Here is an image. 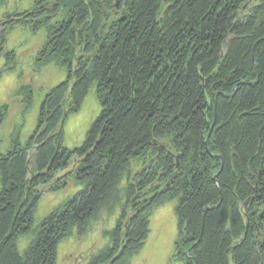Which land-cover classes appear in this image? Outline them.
Masks as SVG:
<instances>
[{
    "label": "trees",
    "instance_id": "1",
    "mask_svg": "<svg viewBox=\"0 0 264 264\" xmlns=\"http://www.w3.org/2000/svg\"><path fill=\"white\" fill-rule=\"evenodd\" d=\"M29 21L49 26L38 62L67 78L25 148L0 154V264H58L74 229L120 206L114 246L92 264H130L172 201L182 264H264V0H39ZM93 86L102 110L70 151L64 124ZM20 92L29 109L31 87ZM70 179L83 190L37 224L40 190Z\"/></svg>",
    "mask_w": 264,
    "mask_h": 264
},
{
    "label": "rangeland",
    "instance_id": "2",
    "mask_svg": "<svg viewBox=\"0 0 264 264\" xmlns=\"http://www.w3.org/2000/svg\"><path fill=\"white\" fill-rule=\"evenodd\" d=\"M37 1L39 0H2L0 3V35L4 34L7 40L4 55L0 57V109L6 106L8 111L0 124V154H7L17 147L25 148L37 129L42 101L50 90L67 78L65 68L59 67L54 62L42 65L37 60L46 43L49 26L52 27L56 20L52 19L49 26L41 23L37 32L34 29L36 22L23 23L24 16L32 12ZM52 6L54 3L48 5V10ZM8 51L15 52V60L9 65L5 55ZM29 85L33 102L30 108L26 109L20 91L23 88L30 89V87L27 88ZM101 110L102 107L93 86L80 111L70 115L64 124L66 149L72 151L82 146L87 132ZM32 151L34 153L35 150ZM78 166L79 162L74 158L69 168L59 173L58 177L71 176ZM142 168L141 164L135 166L133 175ZM68 171L69 173L66 174ZM83 188L82 185L70 179L68 186L61 191L52 192L47 188L41 189V198L34 214L35 222L37 224L42 222L55 210L64 207ZM176 204V201L167 202L151 213L149 236L141 250L131 258L130 264H182L176 256L175 243L178 237ZM121 217L122 207L120 206L112 213L103 212L83 234L74 229L70 237L59 244L58 264H92L101 253L113 248L114 239L111 235ZM31 238L33 239V236L19 238L18 246L21 253L25 252L32 241Z\"/></svg>",
    "mask_w": 264,
    "mask_h": 264
}]
</instances>
